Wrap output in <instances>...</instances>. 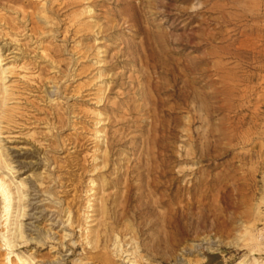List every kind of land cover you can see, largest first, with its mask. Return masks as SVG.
I'll use <instances>...</instances> for the list:
<instances>
[{
	"label": "rangeland",
	"instance_id": "1",
	"mask_svg": "<svg viewBox=\"0 0 264 264\" xmlns=\"http://www.w3.org/2000/svg\"><path fill=\"white\" fill-rule=\"evenodd\" d=\"M0 178V264H264V0H0Z\"/></svg>",
	"mask_w": 264,
	"mask_h": 264
},
{
	"label": "bare ground",
	"instance_id": "2",
	"mask_svg": "<svg viewBox=\"0 0 264 264\" xmlns=\"http://www.w3.org/2000/svg\"><path fill=\"white\" fill-rule=\"evenodd\" d=\"M197 15V14H196ZM10 196H11V192L9 189V185L7 184L6 181H4L3 179L0 178V197L2 199L3 202V212H4V216H6V220L7 217L9 215V211L11 209V204H10ZM261 237V235L259 236ZM209 240V239H208ZM5 244L7 246H9V241L5 238ZM192 248L193 250H198V249H203L206 251H215L218 248V244L212 243L211 241H200L199 243H192ZM195 248V249H194ZM199 256L204 259V256L202 255V253L198 252ZM181 261H185V263L187 262V260L185 258H181ZM240 262H238L237 264H239ZM24 264V262H23Z\"/></svg>",
	"mask_w": 264,
	"mask_h": 264
}]
</instances>
